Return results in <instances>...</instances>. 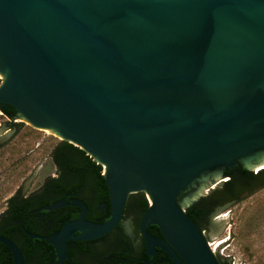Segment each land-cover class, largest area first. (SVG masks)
Masks as SVG:
<instances>
[{"label": "water", "instance_id": "obj_1", "mask_svg": "<svg viewBox=\"0 0 264 264\" xmlns=\"http://www.w3.org/2000/svg\"><path fill=\"white\" fill-rule=\"evenodd\" d=\"M0 73V103L106 169L111 218L78 203L51 242L110 232L143 192L149 247L220 264L180 197L264 156V0H0Z\"/></svg>", "mask_w": 264, "mask_h": 264}, {"label": "flooded vegetation", "instance_id": "obj_2", "mask_svg": "<svg viewBox=\"0 0 264 264\" xmlns=\"http://www.w3.org/2000/svg\"><path fill=\"white\" fill-rule=\"evenodd\" d=\"M0 114L8 119L15 132L21 131L23 124L13 106L0 103ZM70 144L61 140L55 147V174L42 180L38 177L27 193L18 190L8 200L5 211L0 213V237L13 246L0 240V264H18L17 256L21 258L20 264H174L165 250L149 247L141 232V220L148 209L143 192L128 195L123 215L110 232L83 240L79 239L81 231H75L69 239L50 241L66 224L80 219L83 208L78 203L86 206L85 220L88 222L104 223L112 215L105 167ZM241 168L224 169L216 182L210 183L204 197L219 199L220 205L240 198L249 190L240 182ZM244 169L258 172L252 167ZM187 210L202 227L206 207L194 204ZM147 229L150 234L164 238L157 225H149ZM220 264L224 263L220 261Z\"/></svg>", "mask_w": 264, "mask_h": 264}, {"label": "rangeland", "instance_id": "obj_3", "mask_svg": "<svg viewBox=\"0 0 264 264\" xmlns=\"http://www.w3.org/2000/svg\"><path fill=\"white\" fill-rule=\"evenodd\" d=\"M18 120L23 126L20 132H15L8 119L0 114V213L18 190L27 193L38 177L42 180L56 173L53 152L62 139L32 126L20 116ZM244 185L249 190L225 205H220L219 199L204 197L209 185L203 183L192 184L180 197L181 202L189 197L196 200L192 205L206 207L202 229L224 264H264V178L249 179ZM145 198L149 201L147 195ZM219 220L223 222L213 227L212 222Z\"/></svg>", "mask_w": 264, "mask_h": 264}, {"label": "trees", "instance_id": "obj_4", "mask_svg": "<svg viewBox=\"0 0 264 264\" xmlns=\"http://www.w3.org/2000/svg\"><path fill=\"white\" fill-rule=\"evenodd\" d=\"M70 146H72L71 144H70ZM72 147H74L78 152H80V153H82V154H85L86 152L85 151H83L82 149H80L79 147H75V146H72ZM88 157V156H87ZM89 158V157H88ZM92 163L93 164H95V162L94 161H92ZM98 174H100V173H98ZM102 177V176H101ZM240 177L242 178V180H240V182L242 181L243 183H247V181H249V179L250 180H256V179H263L264 178V170H262V171H258L256 174H254V173H251V172H249V171H247V170H245L244 168H241L240 169ZM144 204H145V206H149V201L145 198L144 199ZM187 212V214L194 220V221H196V219H195V217L191 214V211H186ZM202 228V227H201Z\"/></svg>", "mask_w": 264, "mask_h": 264}, {"label": "bare ground", "instance_id": "obj_5", "mask_svg": "<svg viewBox=\"0 0 264 264\" xmlns=\"http://www.w3.org/2000/svg\"><path fill=\"white\" fill-rule=\"evenodd\" d=\"M0 77H1L2 79H4V75H2L1 73H0ZM46 130H48V129H46ZM47 132L52 133L50 130H48ZM246 165H247L249 168L252 167L255 171L262 170V169H264V156L261 157V158L259 159L257 165H253L252 162H250V161H247V162H246ZM216 178L218 179L219 177L216 176ZM216 178H215V179H216ZM207 180H208V181H206V182L204 183L205 185L207 184V186L210 185V183H212V182L214 181V180H212V179H207ZM210 247L212 248V243H210ZM213 249H214V248H213ZM213 249H212V250H213Z\"/></svg>", "mask_w": 264, "mask_h": 264}, {"label": "built area", "instance_id": "obj_6", "mask_svg": "<svg viewBox=\"0 0 264 264\" xmlns=\"http://www.w3.org/2000/svg\"><path fill=\"white\" fill-rule=\"evenodd\" d=\"M210 244V243H209Z\"/></svg>", "mask_w": 264, "mask_h": 264}]
</instances>
